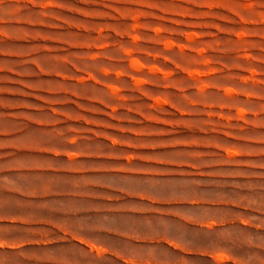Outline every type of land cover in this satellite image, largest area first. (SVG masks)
<instances>
[{
  "label": "rangeland",
  "instance_id": "obj_1",
  "mask_svg": "<svg viewBox=\"0 0 264 264\" xmlns=\"http://www.w3.org/2000/svg\"><path fill=\"white\" fill-rule=\"evenodd\" d=\"M0 264H264V0H0Z\"/></svg>",
  "mask_w": 264,
  "mask_h": 264
}]
</instances>
